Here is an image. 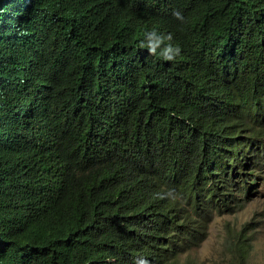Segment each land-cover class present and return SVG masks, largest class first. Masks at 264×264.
<instances>
[{"label":"trees","instance_id":"16d2710c","mask_svg":"<svg viewBox=\"0 0 264 264\" xmlns=\"http://www.w3.org/2000/svg\"><path fill=\"white\" fill-rule=\"evenodd\" d=\"M261 177L264 0H0V264H182Z\"/></svg>","mask_w":264,"mask_h":264},{"label":"rangeland","instance_id":"374dc122","mask_svg":"<svg viewBox=\"0 0 264 264\" xmlns=\"http://www.w3.org/2000/svg\"><path fill=\"white\" fill-rule=\"evenodd\" d=\"M205 238L181 253L182 264H264V177L242 206L214 212Z\"/></svg>","mask_w":264,"mask_h":264},{"label":"clouds","instance_id":"9594fccd","mask_svg":"<svg viewBox=\"0 0 264 264\" xmlns=\"http://www.w3.org/2000/svg\"><path fill=\"white\" fill-rule=\"evenodd\" d=\"M172 15L181 24L185 22V16L180 10L174 9ZM140 47L146 49L149 55L159 56V58L166 62L175 61L182 52L181 47L174 42L172 33H164L155 29L144 33ZM156 197L158 199L169 198L175 200L178 194L174 189H168L163 193H157ZM135 264H151V262L146 257H138L135 260Z\"/></svg>","mask_w":264,"mask_h":264}]
</instances>
